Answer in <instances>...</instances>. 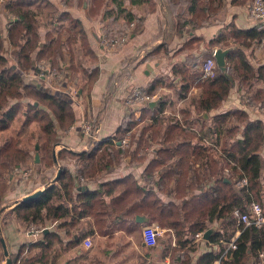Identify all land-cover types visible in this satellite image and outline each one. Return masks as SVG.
Listing matches in <instances>:
<instances>
[{
  "label": "crops",
  "instance_id": "crops-1",
  "mask_svg": "<svg viewBox=\"0 0 264 264\" xmlns=\"http://www.w3.org/2000/svg\"><path fill=\"white\" fill-rule=\"evenodd\" d=\"M48 1L58 8L53 28L57 27L59 31L76 30L67 18H60L64 13L79 20L83 25L84 39L78 34L73 35L69 42L68 37H71L69 33H65L62 38L64 52L70 54V59L66 63L80 61L77 70L80 77L75 79L80 80L78 95L72 94L76 82L71 79V74L76 70L66 72L65 69L68 67L62 61L55 68L58 73L64 74L59 82L49 84L38 78L34 66L23 73V79L25 84L67 101L74 109L77 122L67 130L59 131V143L54 146L51 158L47 157V161H44V158L40 157L42 171L52 172L53 175L48 177V173V179L39 185H34L30 179L25 185H20V188L13 192L15 194H10L6 196V200H3V210L0 215V264H7L9 255L17 254L21 247L24 245L28 247L31 243L25 231L33 224H23L11 211L28 195L41 191L46 185L55 182L61 164L59 160L56 162L59 152L64 149L75 153L90 152L96 144L107 141H113L114 149L121 148L125 155L109 170L97 172L95 177L84 179L76 173L80 165L79 161L70 158L66 160V164L71 165L74 175H77L79 188L91 191L100 189L102 192L97 195L98 203L94 214L80 219L79 223L66 229L58 228L57 223H49L44 228L45 232L57 231L63 241L49 251L50 262L53 264H182L189 246L177 245L172 232H167L156 247L149 248L142 239V231L146 224L140 230L139 239L135 238V233L114 227V216L109 212H112L114 198L118 196L122 185L115 187L109 182L133 174L140 186L145 189L156 191L162 188L163 185L159 184V180L172 162L163 165L162 168H156L150 174L147 173V168L159 156V149L166 137L165 133L172 127L177 126L181 132H184L178 134L180 138L173 137L177 143L186 140L184 134L187 133L195 136L191 139L193 144L198 143V138L203 135L206 147L219 152L214 146L221 149L224 137L218 142L216 137L213 141L205 138L207 131L214 127L218 114L226 110H245L250 120L264 121V112L255 109L256 102L250 107L243 101L245 93L253 95L256 91H264L262 81H253L250 91L238 83L230 98L215 110L197 111L196 109V101L201 93L197 84L200 83L198 80L204 61L219 48H232V52L236 46L240 47L232 39L234 27L239 31H248L259 26L250 13L253 0H214L212 3L210 0H135V3L133 0H123L120 9L123 12L119 11L117 5L121 0H103V5L95 15L92 14L95 2L101 0ZM193 2L195 5L192 7ZM202 3L206 4L198 7ZM195 11L198 12L200 19L195 18ZM127 13L135 17L133 22L137 24L136 30L119 51L103 54L98 44L100 32L103 30L122 32L132 23L125 22ZM48 31H51L50 28ZM222 36L226 38L211 45L212 41L221 39ZM7 42L16 52L9 38ZM78 47L85 49L86 55L91 58V63L84 62L81 55L78 57L74 55ZM247 51L249 62L254 68L264 66V45L261 43L253 45ZM79 53L83 52L79 51ZM93 69H98V77L92 84L87 76ZM137 87L143 88L153 96L150 102L142 106L145 117L151 120L141 126L135 124L132 108L125 103L128 93ZM85 119L93 124V135L90 137L84 136L80 131V124ZM130 123H134L132 127H129ZM153 125L161 127L162 134L156 140L149 139V133L142 137L143 130ZM237 125L243 128V124ZM126 136L129 137V147L120 144ZM141 138H143L142 144ZM241 138L242 134L237 133V140ZM235 139L236 137L228 138V141L233 142ZM48 161L52 164L47 165ZM192 161L193 168H198L199 164L194 163V159ZM174 183L175 179L170 185L174 186ZM262 194L264 197V192ZM141 217L146 219L145 216ZM82 236L84 238L77 245H71ZM43 238L44 235L41 239ZM86 239L92 242L90 248L84 244ZM194 240L191 246H194L198 254L212 248L205 234L198 245L193 244ZM220 243L225 245L226 242L220 241ZM27 254L26 248L23 255ZM215 264H220V261Z\"/></svg>",
  "mask_w": 264,
  "mask_h": 264
},
{
  "label": "trees",
  "instance_id": "trees-1",
  "mask_svg": "<svg viewBox=\"0 0 264 264\" xmlns=\"http://www.w3.org/2000/svg\"><path fill=\"white\" fill-rule=\"evenodd\" d=\"M3 1H7L5 7L7 11L17 17L11 21L8 28V38L16 49L17 61L12 64L3 55L4 40L0 32V132L8 130L17 116L25 112L26 125L32 122L41 124L43 136L47 139V142L43 143V151L51 158L54 146L59 143V131L67 130L75 124L76 115L73 107L64 99L25 84L23 73L28 72L33 66L35 53L38 58L44 56L63 58L62 34L55 37L48 32L45 37L42 36L37 13L32 9L34 3L32 0ZM133 1L135 3V0ZM213 1L210 0L211 3ZM46 2L51 6L50 1ZM97 2L92 11L94 15L103 5V0ZM122 4L123 0L117 4L120 12H123L120 10ZM192 4L193 7L195 2ZM203 4L206 3L198 7ZM62 16L76 29L73 32L65 31L71 35L68 37L69 42L73 35L80 34L84 39L82 23L66 13ZM195 18L200 19L196 11ZM134 20L135 17L131 13L125 14L127 24ZM232 30L234 31L232 39L240 47L236 46L227 55L226 69H218L215 78L198 80L200 83L197 85L201 93L196 101L197 111H211L220 107L230 98L238 83L250 91L253 81L264 82V66L254 68L249 62L247 51L253 45L261 43L264 38V27L257 26L248 31H239L234 27ZM224 38L226 37L222 36L221 39L212 41L211 45L216 41L219 43ZM87 77L93 84L98 77V69H93ZM252 97L257 105L264 103V91H256ZM26 99L28 101L25 102ZM23 108L27 110L23 111ZM238 123L243 124V128L238 126ZM133 124L130 123L129 127ZM148 133L149 139L156 140L162 134V128L155 125L146 128L142 137ZM180 133L184 132L177 126L166 131L159 156L147 168V173L150 174L156 168H162L163 165L172 162L159 180L162 188L156 191L145 189L140 186L133 174L109 182L115 187L122 185L118 196L114 198L112 212H109L114 216V227L132 234L140 231L144 224H158L162 228L170 229L177 245L189 246L182 264H215L217 261H220V264H253L259 253L264 251V227L257 229L252 226L245 229L236 240V249L227 250V246L220 241L230 242L235 233V223L232 220L235 209L247 211L252 201L261 202L263 188L261 179L264 178V121L250 120L245 110H226L218 114L214 127L207 131L205 138L213 141L216 137L218 142L224 137L225 141L219 152L206 147L203 135L198 138V143L193 144L191 139L195 136L187 133L184 134L186 140L177 143L173 137H179ZM237 133L242 134L241 139L237 140ZM230 136H235L236 139L229 142ZM142 142L143 138L140 139L141 144ZM113 146V141H107L96 144L90 152L75 153L61 150L56 160L61 164L55 182L46 185L36 199L20 201L11 212L23 224H33L40 229H44L49 223H57L58 228L66 229L79 223L80 219L94 214L98 203L97 195L102 191L100 189L91 191L76 186L73 170L70 164H66V160L70 158L79 161L76 173L84 179L92 178L97 172L112 168L125 155L121 148L114 149ZM29 157L30 152L20 148L16 138H6L1 142L0 215L7 188L2 180L4 170L21 163L27 164ZM192 159L194 163L199 164L198 168H193ZM51 164V161H48L47 165ZM225 168L231 170L232 178L225 177ZM243 178L247 179V185L240 189L233 188V182ZM174 179L175 185L171 186L170 183ZM138 216H145L146 222H137ZM45 231L44 229L37 241L28 244V247L24 245L17 254L9 255L8 260H11V264H53L49 260L51 254L49 251L63 241L57 231ZM209 231L207 242L211 243L212 248L198 254L191 244L198 232L206 234ZM83 238L80 237L71 245H77ZM26 248L28 254L23 255Z\"/></svg>",
  "mask_w": 264,
  "mask_h": 264
},
{
  "label": "built area",
  "instance_id": "built-area-1",
  "mask_svg": "<svg viewBox=\"0 0 264 264\" xmlns=\"http://www.w3.org/2000/svg\"><path fill=\"white\" fill-rule=\"evenodd\" d=\"M250 13L254 20H256L259 26L264 27V0H253L250 7ZM136 22H132L129 27L124 29L122 32H109L103 30L98 36V44L100 49H102L105 54H111L119 51L131 38L132 34L136 30ZM261 44L264 45V38L261 41ZM215 51L204 61L201 67V76L200 80L213 79L217 76L218 66L215 60ZM34 71L38 78L43 79L47 83L51 84L55 81L59 82L63 79L64 74L58 73V71L52 67L48 61L40 60L34 65ZM153 99V96L149 95L143 88L137 87L130 91L125 99L126 105L132 108V117L135 121V124L139 126L147 123L151 120L145 117L143 113L142 106L147 104ZM243 101L250 107H253L254 100L252 95L245 93L243 96ZM256 110L264 112V103L261 105H256ZM196 131V129H193ZM80 131L86 137L93 135V124L89 120H82L80 124ZM124 147H129L130 141L129 137L126 136L121 140L120 143ZM218 151L220 150L217 146H214ZM33 170L28 166H16L13 167L7 178L11 179V183L20 186L29 182L32 177ZM224 175L226 178H232L233 174L229 168L224 169ZM247 185V179H237L233 182V188L240 189L243 186ZM264 203L259 201H252L248 207L247 211H242L241 209H235L232 213V220L235 223V233L230 242H226L227 250L236 249V240L240 234L249 227H255L257 229H262L264 227ZM42 229H38L35 226L31 225L26 228V235L31 238V243L38 240L39 236L43 232ZM167 232H172L170 229L162 228L158 224L146 225L142 231V239L144 244L153 248L156 247L159 243V240L165 236ZM173 233V232H172ZM174 235V234H173ZM204 236L203 232H198L195 236L193 244H197L199 240H202ZM86 247L90 248L92 242L90 239L84 241ZM184 253V251H182ZM171 264V263H167ZM253 264H264V251H261L258 255V259Z\"/></svg>",
  "mask_w": 264,
  "mask_h": 264
},
{
  "label": "rangeland",
  "instance_id": "rangeland-1",
  "mask_svg": "<svg viewBox=\"0 0 264 264\" xmlns=\"http://www.w3.org/2000/svg\"><path fill=\"white\" fill-rule=\"evenodd\" d=\"M32 1L34 2L32 9L37 13L38 22L41 26L42 36L45 37L46 34H48V32H50L53 34V36L57 37L61 33L62 38H63V36L66 35L65 31H59V29L57 27L53 28V26H52L54 21L57 19V13H58V9L55 6V4L51 2V6H48L47 2H46L47 0H45V1L44 0H32ZM6 4H7V1L0 0V15H1L0 16V32L2 33L3 40L5 42L3 55L9 60L10 63L14 64L17 61L16 56H15V50L12 47H10L9 42H7V38H8V28H9V26H11L10 23L12 20H16L17 17H15L9 11L6 10V8H5ZM60 18L63 19V16L62 17L60 16ZM49 28L51 31H48ZM120 28H122V27H120ZM62 42L64 43V41H62ZM66 50H68V48H66ZM100 50L102 51L103 54H105V52L102 49H100ZM63 51H65V50L63 49ZM79 51H81L83 53H79ZM74 55L77 57H78V55H81V56H83L82 60L84 62L91 63V58L88 57L89 55H86L84 48L78 47L77 49H75ZM69 56H70V54H65V52H64L63 58H51V57H46V56L38 58V56L35 53L33 66L36 64V62H38L40 60L41 61L45 60V61H48L50 64H52V67L56 68L58 66L59 62L62 61L68 67V69H65L66 72H69V71L71 72V71H73V69L76 70L75 73L71 74V79H74L73 81L76 82V87L72 88L73 89L72 94L74 96H77L78 95V93H77L78 88L80 86V80L76 81L75 79L80 77L78 75V72H77V70L79 69L78 64L80 61L79 62L76 61L74 63L70 62L69 64H67L66 62L68 61V59H70ZM85 58H86V61H85ZM252 99H253V97H252ZM22 110L26 111L27 108H23ZM28 115H29V113H28ZM26 116H27V114L25 112H23V113L21 112L17 116L15 121L12 122V125L9 127V129L0 133V142H2L6 138L14 137V138H16L18 146L20 148H22V149L26 148L30 152V157H29L27 164L21 163L19 165H14V166L9 167V168L4 170L2 180L7 185L4 200H6V196H8L10 194H12V195L15 194L13 192L20 188L19 186L12 184L11 179L8 180V178H7L10 170L13 167H16V166L31 167L33 170L31 182L34 185H37V184L39 185L41 183H44V181L46 179H48L47 178L48 173H49L48 177H51L53 175L52 172H48V173L44 172V171H42V168H41L42 161H40V157L41 158L43 157L44 161H47L46 158L48 156V153L46 154V152L43 151V143L47 142V139H46V137L43 136V132L41 130V124L38 122H32L31 124L26 125L25 124L26 118H27ZM182 137L184 138V136H182ZM234 137L235 136H230L229 138L233 139ZM48 141L50 142V139ZM224 141H225V139H224ZM37 144L39 146L38 148H37ZM219 154H221V153H219ZM261 182L263 183V188H262L260 196H261V203H264V201H263L264 197L262 194L264 192V178L261 179ZM146 225H144V226H146ZM36 228L40 229V227H36ZM139 233H140V231L135 232L134 236L136 239H139V237H140ZM255 261L256 260H254V262Z\"/></svg>",
  "mask_w": 264,
  "mask_h": 264
},
{
  "label": "water",
  "instance_id": "water-1",
  "mask_svg": "<svg viewBox=\"0 0 264 264\" xmlns=\"http://www.w3.org/2000/svg\"><path fill=\"white\" fill-rule=\"evenodd\" d=\"M232 50V48H229V49H217L215 51V60H216V64L218 66L219 69L221 70H225L226 69V66H227V62H226V56L228 55V53H230ZM38 147V146H37ZM58 175V174H57ZM75 177V183L77 186H79V181L78 179L76 178L77 175H74ZM81 188V187H80ZM42 193V190L41 191H37L31 195H28L27 197L24 198V201H30V200H34L36 199L40 194ZM137 222L139 223H143V222H146V219H144V217H141V216H138L136 218ZM210 231L207 232L205 234V238H208V235H209ZM7 254V253H6ZM7 264H11V260H7Z\"/></svg>",
  "mask_w": 264,
  "mask_h": 264
}]
</instances>
